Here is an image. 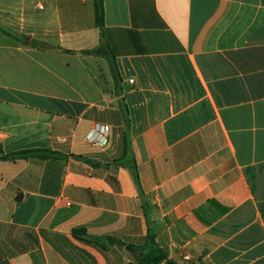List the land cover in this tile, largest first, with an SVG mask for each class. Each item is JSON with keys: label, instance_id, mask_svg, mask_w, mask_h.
Segmentation results:
<instances>
[{"label": "crops", "instance_id": "0c3cea01", "mask_svg": "<svg viewBox=\"0 0 264 264\" xmlns=\"http://www.w3.org/2000/svg\"><path fill=\"white\" fill-rule=\"evenodd\" d=\"M103 9L0 0V264H264V0Z\"/></svg>", "mask_w": 264, "mask_h": 264}, {"label": "trees", "instance_id": "16d2710c", "mask_svg": "<svg viewBox=\"0 0 264 264\" xmlns=\"http://www.w3.org/2000/svg\"><path fill=\"white\" fill-rule=\"evenodd\" d=\"M94 6H95V14H96V23L98 25V27H101V25L103 24L104 21V9H103V0H94ZM101 48H98L97 50L93 51L92 53L94 54H98L100 53ZM15 155V154H14ZM13 155V156H14ZM41 156L44 158H55L57 157L53 152L51 151H41V150H32V151H25V152H20L18 154H16V156L18 157H30V156ZM133 173H134V177L136 179V181L138 180V177L136 175V171L134 169H132ZM84 233L83 229H77L74 231L75 235ZM167 259L165 254H161L159 257V260H165ZM170 264H173L171 262H169Z\"/></svg>", "mask_w": 264, "mask_h": 264}, {"label": "built area", "instance_id": "2783aa9c", "mask_svg": "<svg viewBox=\"0 0 264 264\" xmlns=\"http://www.w3.org/2000/svg\"><path fill=\"white\" fill-rule=\"evenodd\" d=\"M110 135V127L105 125L96 124L87 137V141L94 148H102L108 144Z\"/></svg>", "mask_w": 264, "mask_h": 264}]
</instances>
